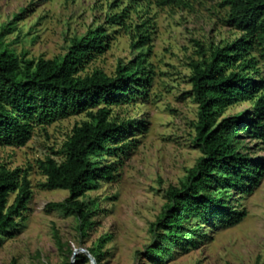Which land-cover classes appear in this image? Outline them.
<instances>
[{"label":"trees","instance_id":"obj_1","mask_svg":"<svg viewBox=\"0 0 264 264\" xmlns=\"http://www.w3.org/2000/svg\"><path fill=\"white\" fill-rule=\"evenodd\" d=\"M160 3L185 5L182 0ZM219 6L225 9L223 22L241 35L209 50L199 44L201 58L191 63L188 94L198 105L193 142L201 155L178 184L167 187L166 201L149 225L152 239L144 257L153 264L163 263L173 249L197 246L206 237L203 224L227 227L241 222L246 211L234 200L250 193L264 175V158L251 154L244 139L264 144V0H219ZM129 16L127 6L110 15L109 23L130 29ZM15 24L6 23L0 31V146H24L36 126L86 115L59 150L61 160L51 156L38 160L46 176L41 187L69 192L65 200L50 206L74 215L84 237L95 225L93 216L99 209L97 200L85 198L87 192L115 177V165L106 158L129 149L130 142L123 140L126 134L145 127L139 119L113 117L111 107L146 96L153 80L148 60L151 36L137 24L133 59L121 60L113 75L101 69L82 75L85 64L109 48L107 27L74 36L64 55L46 59L28 57L27 51L19 54L4 42ZM244 101L252 104L250 110L223 117L229 107ZM31 197L29 169L0 166V234L18 225ZM54 237L63 250L57 230ZM108 238L87 248L97 264H102ZM66 251L69 257L74 253L70 247ZM76 262L91 260L82 253ZM62 264H70V258Z\"/></svg>","mask_w":264,"mask_h":264},{"label":"rangeland","instance_id":"obj_2","mask_svg":"<svg viewBox=\"0 0 264 264\" xmlns=\"http://www.w3.org/2000/svg\"><path fill=\"white\" fill-rule=\"evenodd\" d=\"M161 0H0V31L15 22L16 29L6 33L4 42L17 53L46 59L64 55L70 40L89 29L105 26L110 34L109 48L85 64L82 75L101 69L113 75L121 60L133 59L137 50L135 29L147 28L151 50L148 60L153 80L146 96L127 104L113 105L112 116L139 119L145 127L126 134L130 148L118 156H108L115 165V177L101 180L87 199L99 202L93 216L95 225L82 236L74 215L50 206L69 196L63 189H46V176L38 160L58 153L85 114L71 115L44 126H36L24 146H0V166L29 169L32 197L18 218V225L0 234V264H62L70 258L66 249H87L109 236L103 247L102 264H153L144 257L151 242L149 225L166 201L165 190L178 184L192 167L200 150L193 142L198 105L188 94L192 84L191 63L201 58V47L230 41L241 33L223 22L225 9L219 0H182L162 4ZM130 6V29L111 25L109 16ZM17 15H21L16 19ZM146 22V23H145ZM252 104L240 102L229 107L223 117L250 110ZM255 157L264 158V144L244 137ZM122 142V141H121ZM11 193L9 202L14 200ZM234 204L246 211L238 224L220 227L203 224L206 237L188 250L173 249L161 264H264V175L250 193L236 197ZM57 230L64 244L59 248ZM84 264V263H82ZM90 264H93L92 261Z\"/></svg>","mask_w":264,"mask_h":264},{"label":"water","instance_id":"obj_3","mask_svg":"<svg viewBox=\"0 0 264 264\" xmlns=\"http://www.w3.org/2000/svg\"><path fill=\"white\" fill-rule=\"evenodd\" d=\"M80 250L84 251L85 254H87L90 257V260L92 261L93 264H97L95 258L90 254V252L88 251V249H79V250H76V251H74L73 256H76L77 253H78V251H80Z\"/></svg>","mask_w":264,"mask_h":264}]
</instances>
